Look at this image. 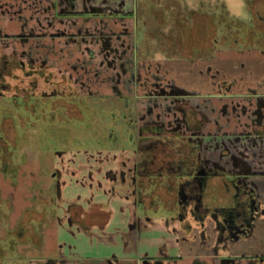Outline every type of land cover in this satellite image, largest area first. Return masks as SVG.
Returning a JSON list of instances; mask_svg holds the SVG:
<instances>
[{
	"label": "flooded vegetation",
	"instance_id": "obj_1",
	"mask_svg": "<svg viewBox=\"0 0 264 264\" xmlns=\"http://www.w3.org/2000/svg\"><path fill=\"white\" fill-rule=\"evenodd\" d=\"M131 1L134 13L116 12L123 9L125 0H0V176L16 183L26 162L24 150L30 147L39 171L32 175L40 176V181L32 185V202L42 214L40 221L46 223L47 214H51L61 223L57 212L62 210L68 215L67 224L87 228V222L94 219L87 214L104 204L89 199L85 209L62 202L64 176L77 175L66 165L70 163L67 153L73 151L66 145L72 139L73 145L80 147L76 154L100 157L93 168L89 164L86 170V162L81 161L84 174L80 187L91 188L95 176L102 175L114 185L108 193L115 196L116 187L124 186L125 197L119 198L130 201L147 220L151 212L142 210L145 204L138 198L150 192L153 177L160 178L157 186L165 192L164 197H170L162 203L163 212H169L170 221L176 223L181 242L197 243L199 251L220 262L232 264L246 257L249 264H264V173L252 174L245 168L239 157L243 153L233 150V146L220 151V158H227L231 168L203 154L209 146L198 136L210 125L211 117L201 109L194 91L163 77L158 57L153 58L160 54L166 55L164 59L193 64L226 42L233 45L245 41L246 35L264 49V7L260 15L258 11V16L251 19L253 27L239 24L240 29L231 32L228 26L219 36L212 33V46L207 47L196 44V27L203 17L192 9L182 14L181 2L187 0ZM146 19L155 25L148 32ZM118 20L121 31H116ZM89 22L101 30L90 35L97 54L89 38L79 32ZM127 22L132 31H125ZM139 24L144 26V32L138 41ZM55 25L59 26L54 28ZM169 26L172 28L164 31ZM73 28L76 33L71 32ZM148 37L155 41L153 50ZM70 45L73 48L69 50ZM139 53L149 58L139 61ZM70 58L76 62H69ZM67 68L72 71L69 75L63 72ZM73 73L75 77L70 76ZM89 76L97 81L95 88L86 84ZM137 88L143 91L141 97L134 93ZM140 100L145 107L142 114L138 110ZM256 103L260 125L264 100L257 98ZM225 111L224 106L220 112ZM231 112L237 118L245 109L234 105ZM117 122L121 129L126 128V141L133 145L128 151H119L121 142L114 130ZM260 128L264 129L262 125ZM85 132L89 133L87 141L83 137L85 144L76 142ZM22 138H27L23 145ZM103 152L107 156L114 152L112 160L103 159ZM123 152L127 153L125 157ZM57 160L60 168L55 165ZM48 161L53 162V167L46 172ZM108 161L115 167H108ZM97 165L106 169H98ZM238 165L245 169L237 170ZM96 181L101 187V181ZM11 204L0 197V258L6 250L1 245L4 242L7 251L18 256V245L31 247L41 238L35 208L26 207L23 219L20 217L13 228L5 224L1 206L10 211ZM129 227L137 241L141 221L134 218ZM163 259L143 257L140 264H166ZM54 260L44 264L62 263L64 258ZM193 264L206 262L196 259Z\"/></svg>",
	"mask_w": 264,
	"mask_h": 264
},
{
	"label": "crops",
	"instance_id": "obj_2",
	"mask_svg": "<svg viewBox=\"0 0 264 264\" xmlns=\"http://www.w3.org/2000/svg\"><path fill=\"white\" fill-rule=\"evenodd\" d=\"M191 1H195L192 4L197 6V11L201 13H206L203 9L206 11L210 9L213 12L215 11L214 8L221 7L223 11L227 12L226 0ZM234 1L244 5L250 12L252 19L258 16V11L259 15L263 11L264 0ZM121 11L134 13L132 1L125 0L123 9L116 12L121 13ZM118 22L116 31H119L118 26H121V20ZM72 60L75 59L70 58L69 62ZM159 62L163 77L171 78L180 87L194 91L201 109L211 117L210 125H207L198 136L204 145L209 146V149L203 154L216 162L219 161L220 165L231 168L227 158H220V151H223L224 147L232 148L233 146V150L243 153L239 157L246 164L245 168H249L252 174L264 173V129L260 128V125L264 127V117L259 125L256 114L258 108L256 99L264 100V49L245 37V41L239 40L233 45L213 48L207 56L200 57L193 64L176 58H166L159 60ZM234 105L245 109V112L237 118L236 114L231 112V107ZM224 106L226 111L221 114L220 111ZM215 123L221 126V129H217ZM89 164L93 166V163L87 165L90 166ZM55 165L59 167V162L56 161ZM66 165L69 169L75 170L77 175L64 176L63 201L66 204L76 203L87 209L88 207L84 203L92 199V203L104 204L111 215L103 227L98 224L89 225L85 229H77L76 224H67V213L59 210L57 215L62 218V222L59 224V237L64 261L57 264H140L143 257H162L164 261H167L166 264H193L196 259L204 261L206 264H228L215 260L208 253L199 251L197 249L198 244L195 242H181L182 234L177 230L176 223L170 221L169 215L164 212L148 213V217L149 215L150 217L142 224L137 241H134L130 227L128 225L127 228L126 225L133 222L134 218H128L127 223L111 229L110 223L115 217L113 207H117L123 201L109 194L108 190L103 191V186L93 190L80 187L84 174V171L80 170L82 168L80 165L83 166V164L73 160ZM103 167L105 166L103 165ZM242 168L245 169L244 166L238 165L237 170L242 171ZM242 174L247 175L244 172ZM97 179L104 183L102 175L95 176V181ZM261 201L263 202V200ZM30 207L35 208L37 212L39 211L33 204L28 206V208ZM9 208L11 210L12 204ZM4 212L6 223L10 213L6 216L9 211L5 210ZM37 212L35 219L41 223V238L40 241H36V244L31 246L39 249L44 244L42 231L45 222H43L44 220L40 221L42 214ZM22 215L23 213L21 218ZM108 230H110L109 233H106ZM65 234H68L66 239H64ZM84 236H89L90 239L85 240ZM130 239L132 240L129 241ZM134 243L141 245L139 251L138 248L137 250L134 249ZM151 252L152 255H150ZM246 259V257L239 258L232 264H249ZM47 261L55 262L54 259H42L36 264H44Z\"/></svg>",
	"mask_w": 264,
	"mask_h": 264
},
{
	"label": "rangeland",
	"instance_id": "obj_3",
	"mask_svg": "<svg viewBox=\"0 0 264 264\" xmlns=\"http://www.w3.org/2000/svg\"><path fill=\"white\" fill-rule=\"evenodd\" d=\"M192 3H195V1L187 0L186 2L185 1L181 2V6H182L181 11H182L183 15H185V14L187 15L188 12L190 11V9H192V10L198 9V7ZM225 4H226V11L228 13V17L225 16V18H223L224 16H222L223 15L222 8H216V9L214 8L213 10H215V11H213V12L210 9H208V11L203 9V11L206 12V14L203 15L202 19L198 20V24L196 27L197 31L195 33L196 34L195 36H197L196 44L211 47L212 46V43H211L212 33L215 34L217 32V36H219L222 33V31L227 30L228 26H229V29L231 32L236 31L237 28L240 29V27H238V23H241L244 26L249 25V27H250V25L252 24V22H251L252 16H251L250 12L248 11V9L244 5H242L240 2H235L234 0H226ZM210 18H211V20H209ZM145 21L147 23L146 24L147 32L150 31V29H153L155 27L153 22H150L147 19ZM213 21H214V25H212ZM126 25H127L126 26L127 30H125V31H132L133 30V28L130 29L131 28L130 22H127ZM16 26H17V23H16ZM56 26L58 27L59 25H55L54 28ZM86 26H87L86 28H84L82 26V28L79 32H82L86 38H89L91 46L94 47V44L91 42L90 38H92V37L90 35H92V33L95 32L98 29V27H96V24L93 22L87 23ZM118 27L121 29V26H118ZM137 28L138 27H136L134 30L135 34L137 32ZM170 28H172V27H170V26L166 27L164 31H168V29H170ZM101 29L106 31L105 28H101ZM246 29H248V28L244 29V35L246 32ZM139 30L140 31L138 33V39H137L138 41H139V39H143L142 33L144 32V26L139 24ZM76 31H77V29H75V28L71 29V32L76 33ZM85 31H86V33H85ZM97 31H101L100 27H99V30H97ZM206 31H207V33H206ZM242 32H243V30H242ZM135 34L133 35V38H134ZM259 35H258V37H259ZM246 36L248 38V35H246ZM193 37H194V34H193ZM248 39L250 40V38H248ZM150 42H151L150 50H153L152 46L155 44V41L151 37L149 38V44H150ZM229 44H232V42H226L225 46L229 45ZM72 48H73V45H70L69 50ZM92 49H94L95 54L98 53L95 47ZM55 55H57V54H55ZM143 56H144L143 53H141L140 57H138L139 61L142 60L141 58H147V59L149 58V57H146V56L143 57ZM163 56H166V55H163ZM163 56H161L160 54H155V55H153V58H156V60H158V59L162 60V59H164ZM205 56H207V55H205ZM157 57H158V59H157ZM53 59H54L53 61H55V62L58 61L56 57H53ZM70 62L72 63V62H76V61L72 60ZM138 65H139V67H142L140 63ZM59 67L62 68V65ZM63 72H66V73H68L67 75H69V74H71L72 71L70 68H67V69L63 70ZM141 74H144L143 71H141ZM75 75H76V73H73L70 76L75 77ZM96 83H97V81H95L93 79V77H90L88 80H86V84L92 85L93 88H95L97 86ZM121 84L122 83H120V85ZM134 93L137 94L139 97H141L143 94V91L141 88H137V90H134ZM140 104H142V105L139 106L138 110H139V113L142 114V113H144L145 107H144L143 101H141ZM2 105L3 104L0 101V107L1 108H2ZM115 117H117V120H119L120 115L118 113H116ZM138 122L141 123L142 120H138ZM119 126H121V123L117 122L115 125V129H114L115 132L117 133L118 141L121 142L120 146L122 148H119V151L123 150V149H127L126 151H128V149L133 147V145H131V143L126 141V137H127L126 128L123 126V128L121 129ZM112 128H114V127H112ZM85 133H86V135L82 136L81 141H76V142H80L82 144H85V141H83V137H85L86 141H87L88 140V134H89L87 132H85ZM28 138H29V136H28ZM25 141H27V138L21 139L22 145L25 144ZM74 141H72V139L71 140L69 139V143L66 145V149L67 148L73 149V151H71L70 153H67L66 159H68L70 161L74 160L77 163H81V161L84 160V162H86L85 168L90 167L87 165V163H95L96 160L97 161L99 160L100 157L97 154L94 156L93 155L91 156L90 154H84L83 155V153L76 154L75 150H77V149L79 150L80 147L78 145H76V147H75V145H73V143L75 144ZM24 151L26 152V162L22 166V169H21L20 175L17 179V182L15 183L14 180L11 178H3L2 176H0V197L2 200H10L12 203L11 210L6 213V216H8L10 213L9 219L6 220V223L9 225L10 228H13L16 221L20 218L21 214L22 213L24 214V212H23L24 209L33 204L32 200H33V197L35 196V192L32 191V185L34 184L35 180L37 182L40 181V176L32 175V173H38L39 172L37 169V165H36V163L38 164V162L33 158L34 153L30 150V147H28V149H26ZM113 153H111L110 156H107L105 152L101 153L100 155L103 157V159H105V157L106 158L108 157L110 160V157H112L114 155ZM116 153H117V155L119 154V152H116ZM125 154H127V153L123 152V157H125ZM120 157L122 158V156H119L118 158H120ZM110 161H108V165H110L108 167H115L113 163L112 164L109 163ZM48 162L49 163L47 165L48 168L46 169V172L48 169L51 170V167H53V162L52 161H48ZM57 162H58V160H57ZM44 167H45V165L41 166L42 169ZM92 168H93V166H92ZM99 168L102 169L103 171L106 169V167H103V165H101L100 167L98 166V169ZM44 171H45V169H44ZM66 176L69 177V175H66ZM103 181H104V183L101 182L102 186H103L102 187L103 191L110 190L111 188H114V185L112 183H110L109 180L104 179ZM87 188L89 190L98 189L99 187H98L97 181H95L93 183L91 188H90V186H88ZM116 188H117V190L115 189V192H116L115 196L118 199L120 196L125 197V193H124L125 187L123 186L121 188L120 187H116ZM120 200L123 202H121V204L118 206H117V204H115L117 207H113L115 209V217H114L113 221L110 223L111 229L118 228V227L122 226L123 224L127 223L128 218H130V219L136 218V219L141 221V224H144L146 222L147 217L145 218L142 215L141 211L138 210V212H137L130 201L127 203L125 198H120ZM63 203L66 204L65 201H63ZM84 204H87L86 201ZM1 209L3 211L7 210V208H5L4 205L1 206ZM59 217L60 216H58V218ZM149 217H150V215H149ZM46 219L47 220L43 226V231H42L44 244L41 248L36 249V248H33L32 246H31V248H29L27 245H22L23 247L18 245L17 246L18 256H13L12 254H10L9 251H7L8 250V247L6 246L7 243L4 242L1 245L5 246L4 249H6V250H5L3 258H0V264H36L37 262H39V260H42V259L46 260V259L61 258L62 254H63V251H61V242H60V237H59V227H60L59 224H61V223H59L58 219L52 217L51 214H49V215L47 214ZM4 222H5V220H4ZM126 225L128 228L129 223ZM109 231L110 230H108L106 233H109ZM2 232H3V230L0 229V237L2 236ZM66 238H68V234L64 235V239H66ZM84 238H85V240L90 239L89 236H87V237L84 236ZM132 239H130L129 241H131ZM133 245H134V249L136 248V250H137V248H138V251L140 250V248H141L140 244L138 245L137 243L136 244L134 243ZM20 255H21V257H20ZM150 255H152V252L150 253ZM72 260H77V259H72Z\"/></svg>",
	"mask_w": 264,
	"mask_h": 264
},
{
	"label": "trees",
	"instance_id": "obj_4",
	"mask_svg": "<svg viewBox=\"0 0 264 264\" xmlns=\"http://www.w3.org/2000/svg\"><path fill=\"white\" fill-rule=\"evenodd\" d=\"M197 14L199 16L203 17V15L206 13L197 12ZM222 16L228 17V13L223 11ZM239 24H241V23H238V25ZM212 25H214V21H213ZM206 33H207V31H206ZM159 179L160 178L155 179L153 177L151 179L152 187L150 188V192H145V193L140 194V197L138 198V202H140V203L143 202V204H145V205H143L144 207H142V210H148L149 209L150 212L154 213V214L159 213L158 212L159 210H160V212H163L162 203L168 201L170 199V197H164L163 194H165V192L162 191L161 187H160L161 188V191H160V188L157 186ZM167 190L170 191L168 188H167ZM171 193H173V192L171 191ZM171 193H168V195ZM105 209L106 208L104 205H100L99 208H97L95 210H91L90 214H87V215H88V217H91V216L94 217V219L90 222L88 221L87 223L90 226L100 224L103 227L106 224L107 220H109L110 215H111L110 211L105 210ZM167 214H169V212H167Z\"/></svg>",
	"mask_w": 264,
	"mask_h": 264
}]
</instances>
